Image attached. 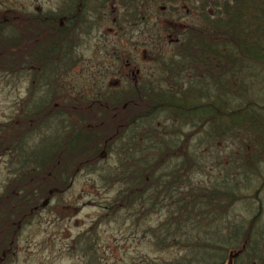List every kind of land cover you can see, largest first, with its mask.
Listing matches in <instances>:
<instances>
[{
	"label": "trees",
	"instance_id": "trees-1",
	"mask_svg": "<svg viewBox=\"0 0 264 264\" xmlns=\"http://www.w3.org/2000/svg\"><path fill=\"white\" fill-rule=\"evenodd\" d=\"M141 1L144 8L149 0ZM207 1L215 9L205 16L207 33L182 35L167 55L159 40V50L150 51L158 71L133 96L82 98L58 70L48 68L43 80L40 68L8 64L7 47L0 48V72L34 76L14 114L0 122L8 171L0 190V264L14 263L20 230L85 172L114 192L109 211L132 212L136 218L127 221L135 223L143 216L150 243L183 252L147 264H264V232H253L258 214L245 225L231 222L234 204L259 199L258 189L248 191L264 163V112L249 90L254 64L264 65V0H222L221 8ZM222 141L234 144L223 157L215 154ZM204 143L208 153L215 147L219 170L208 182L196 180L207 165ZM155 212L153 225L144 216Z\"/></svg>",
	"mask_w": 264,
	"mask_h": 264
},
{
	"label": "rangeland",
	"instance_id": "rangeland-1",
	"mask_svg": "<svg viewBox=\"0 0 264 264\" xmlns=\"http://www.w3.org/2000/svg\"><path fill=\"white\" fill-rule=\"evenodd\" d=\"M169 1L149 0L142 8L146 17L143 27L149 28L147 33L144 31V37L149 39L155 33H161V27L170 25L171 21L200 24L193 15L186 14L181 3H178L177 12H171L168 8ZM27 3L28 0H0V9H10L11 6L22 7ZM163 4L166 7L164 13L160 10V5ZM119 5L117 4L121 9L122 6ZM150 28H154V33L149 34L153 30ZM111 39L112 44L118 43L114 37ZM165 41L162 50L166 55L171 54L174 45L166 37ZM157 64L154 58L149 62L144 61L143 75L146 77L152 71H158ZM251 76L255 84L249 90L251 93L249 96L264 112V65L254 64ZM26 83L25 79L18 75L0 72V122L8 120L14 114L18 101L26 92ZM239 101L240 99L236 103L238 104ZM194 140L195 137L191 142L192 148L196 146ZM207 145V143L200 144L199 149L204 150L201 156L207 165L204 172L196 178L205 182L211 180L219 171L215 167L217 162L213 154L215 147L213 146L211 153H208ZM220 145L221 148L215 154L218 153V156L223 157L225 153H229V147L231 149V145L234 144L230 141H222ZM240 145L242 146V143L239 140L234 145L238 151L242 149L239 150ZM258 167L253 169L255 178L248 194L258 189L259 199H251L250 204L244 201L234 204L231 222L235 225H245L256 213L258 218L253 232H264V163ZM257 171L259 176L256 174ZM7 176L6 158H1L0 190ZM101 183L97 175L81 173L69 192L40 210L20 230L13 264H91V258L94 256L93 259L99 264H147L175 260L183 254L182 250L177 248L158 249L150 243L147 236H144L145 227L142 228L140 224L143 216H138L140 218L136 220L139 222L135 223L127 221L129 215L136 218L132 212L121 211L115 214L109 211L107 202L111 200L114 192L103 187ZM153 214L144 216V219L147 218L154 225L160 215L156 212Z\"/></svg>",
	"mask_w": 264,
	"mask_h": 264
},
{
	"label": "flooded vegetation",
	"instance_id": "flooded-vegetation-1",
	"mask_svg": "<svg viewBox=\"0 0 264 264\" xmlns=\"http://www.w3.org/2000/svg\"><path fill=\"white\" fill-rule=\"evenodd\" d=\"M218 1L221 8L222 0ZM127 2L28 0L22 7L1 8L0 48L7 47L8 64L40 68L43 80L48 68L58 70L62 73L59 80L76 85L74 90L82 98L123 97L128 92L133 96L145 77L142 64L154 58L150 51L159 50V40L166 42V37L174 45L192 30L205 35V16L209 13L213 17L215 9L207 0H174L168 5L171 12H177L181 3L186 14L193 15L200 24L171 21L161 27V33L148 39L144 37L149 28L143 27L146 18L142 1L131 0L132 8H128ZM165 8L160 5L162 13ZM194 25L199 28H192ZM150 29L153 30L149 34L154 33V28ZM111 37L118 43L112 44ZM61 68H66V72ZM20 77L27 82L25 97L34 76L30 70Z\"/></svg>",
	"mask_w": 264,
	"mask_h": 264
}]
</instances>
